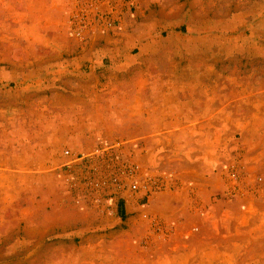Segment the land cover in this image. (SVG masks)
<instances>
[{"label":"rangeland","instance_id":"obj_1","mask_svg":"<svg viewBox=\"0 0 264 264\" xmlns=\"http://www.w3.org/2000/svg\"><path fill=\"white\" fill-rule=\"evenodd\" d=\"M0 264H264V0H0Z\"/></svg>","mask_w":264,"mask_h":264},{"label":"crops","instance_id":"obj_2","mask_svg":"<svg viewBox=\"0 0 264 264\" xmlns=\"http://www.w3.org/2000/svg\"><path fill=\"white\" fill-rule=\"evenodd\" d=\"M67 64H74V62ZM39 87L31 84L30 89L24 88V91L27 94L30 91L32 94H38L35 91ZM81 101L79 95L75 94L51 95V93H46L39 111L41 115L39 132H34L30 141L40 144L43 151L49 152L57 150L61 142L68 143L75 149L81 147L80 138L85 133L81 131L83 120L89 121V123L91 121L90 127L95 130L100 127V123L106 124L105 118H98L96 114L98 112L94 110L93 106L90 109L94 115H90V118H86L85 114L82 115ZM33 147H26L25 150H33Z\"/></svg>","mask_w":264,"mask_h":264},{"label":"built area","instance_id":"obj_3","mask_svg":"<svg viewBox=\"0 0 264 264\" xmlns=\"http://www.w3.org/2000/svg\"><path fill=\"white\" fill-rule=\"evenodd\" d=\"M65 154H69V151L68 150H65L64 152ZM78 158V156H76V159Z\"/></svg>","mask_w":264,"mask_h":264}]
</instances>
